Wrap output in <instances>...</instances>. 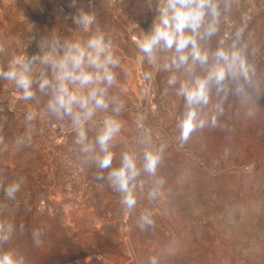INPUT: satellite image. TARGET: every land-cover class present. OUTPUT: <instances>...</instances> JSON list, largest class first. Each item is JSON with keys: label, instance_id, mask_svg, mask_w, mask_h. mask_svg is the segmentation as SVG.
Instances as JSON below:
<instances>
[{"label": "rangeland", "instance_id": "rangeland-1", "mask_svg": "<svg viewBox=\"0 0 264 264\" xmlns=\"http://www.w3.org/2000/svg\"><path fill=\"white\" fill-rule=\"evenodd\" d=\"M69 3L0 0V62L21 52L30 36L52 31L62 40L86 38L72 23ZM77 3L87 6V0ZM148 4L94 0L90 9L120 57L110 95L121 111L98 112L86 125L88 151L75 144L66 122L46 112L47 96L37 91V100L24 101L12 82L0 81V184L25 180L15 200L0 188V220L17 229L0 252L24 264H264V0H221L218 36L198 40L202 51L214 49L219 37L230 46L241 29L236 46L254 70L253 86L227 98L210 89L209 103L196 106L197 127L185 143L179 136L189 106L181 84L193 85L206 68L191 57V71L177 68L174 49L159 51L156 66L141 62L136 40L156 14L155 0ZM26 50L39 51L35 41ZM27 112L33 121L25 119ZM106 116L121 124L109 145L113 167L124 152L135 153L139 166L145 148L164 146L156 176L136 181L133 209L122 205L106 170L104 180L95 179L93 158L102 154L95 141ZM157 179L162 194L152 201L147 194ZM145 209L155 224L141 230L137 220ZM36 229L43 232L39 240L32 236Z\"/></svg>", "mask_w": 264, "mask_h": 264}, {"label": "clouds", "instance_id": "clouds-1", "mask_svg": "<svg viewBox=\"0 0 264 264\" xmlns=\"http://www.w3.org/2000/svg\"><path fill=\"white\" fill-rule=\"evenodd\" d=\"M94 0H87V6H78L77 0H70L69 7L75 11L71 15L72 23L86 38L78 36L73 40H62L51 32L37 38L30 36L21 52H12L7 62H0V81L12 82L24 101L37 100V91L47 96L45 110L59 121L66 122L75 133V144L85 151L88 139L86 125H89L98 112H107L110 108L115 114L121 111L118 97L110 95V89L118 82L116 69L120 57L113 49V40L99 26L96 14L90 9ZM149 8L153 7L149 0ZM155 16L147 31L141 30L136 40L141 62L153 66L157 64L158 52L175 50L172 64L177 68L189 66V58L206 68L203 76L197 77L194 84H181V92L189 110L181 122L179 139L187 142L190 134L196 129V106L209 103V91L215 88L224 97L230 92L239 95L252 85L254 70L247 63L246 57L237 48L236 43L242 36V30L236 32V40L229 46L223 37L217 39L214 49L201 50L198 40L218 36L221 23V0H155ZM37 43L39 51L27 52L30 42ZM2 51V48H0ZM210 59L213 61L211 67ZM165 70L169 65H164ZM189 71L191 67L189 66ZM151 73L144 78L150 79ZM168 83H176V77L169 78ZM261 97L256 95V102ZM217 107L222 111L219 105ZM27 121H33L32 112L25 115ZM216 118L213 116L212 124ZM202 126V124H201ZM121 124L113 116H106L103 129L96 137L101 155L93 158L96 180H104L102 174L107 171V181L113 191L121 196V203L127 209L137 205L135 195L136 181L142 174L155 177L161 162L164 146L159 149L145 148L143 159L139 163L135 153L124 152L118 167H113L114 153L110 150V141L120 131ZM31 139V137H29ZM23 141L17 140L21 145ZM145 181L141 180L143 185ZM163 181L157 179L148 192L149 200H156ZM25 180L17 178L6 187L0 184L8 200H15ZM257 187H261L258 183ZM4 205H0L3 208ZM155 221L149 209L140 213L137 227L141 230L153 227ZM22 230V226H21ZM17 229L11 222L0 220V247L10 243ZM42 230L36 229L32 236L39 240ZM0 264H24L23 258H15L12 252H0ZM152 264H156L153 259Z\"/></svg>", "mask_w": 264, "mask_h": 264}]
</instances>
